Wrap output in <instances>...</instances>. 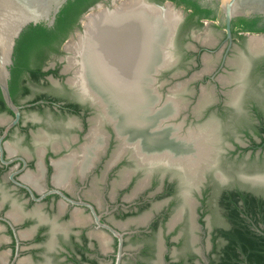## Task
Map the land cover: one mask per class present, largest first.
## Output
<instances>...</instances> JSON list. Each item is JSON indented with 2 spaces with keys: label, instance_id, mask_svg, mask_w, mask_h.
Returning a JSON list of instances; mask_svg holds the SVG:
<instances>
[{
  "label": "flooded vegetation",
  "instance_id": "obj_1",
  "mask_svg": "<svg viewBox=\"0 0 264 264\" xmlns=\"http://www.w3.org/2000/svg\"><path fill=\"white\" fill-rule=\"evenodd\" d=\"M111 1L89 7L44 63L8 68L18 117L0 89V264H220L226 207L237 194L264 201V176L233 172L264 167V16L232 17L228 38L210 0H142L179 18L173 33L150 20L143 35L113 34L112 57L136 72L123 86L126 108H143L139 128L116 89L99 102L78 79L75 46L98 39L86 23L99 11L85 14ZM204 29L214 32L198 38Z\"/></svg>",
  "mask_w": 264,
  "mask_h": 264
},
{
  "label": "bare ground",
  "instance_id": "obj_2",
  "mask_svg": "<svg viewBox=\"0 0 264 264\" xmlns=\"http://www.w3.org/2000/svg\"><path fill=\"white\" fill-rule=\"evenodd\" d=\"M141 1L127 0L123 4L121 3V6H116L117 5L115 4L116 2L113 3V7L111 9L99 8L98 9L99 13L93 16L90 19V22L88 21L86 23V24L89 23L88 27L85 24V26L87 27L86 32H88L89 35L93 34L92 35L93 37L98 36V39L81 40L75 47L76 50L79 53H81V57L83 58V66L78 74L81 90L85 91L84 93L87 94H89L90 92V95L93 98L97 99L99 102H102L103 96L107 95L110 97L112 95L113 89H116L115 92L117 93V97H118L116 103L118 110L122 109L121 111H125V112L127 111L129 112V110L130 112L134 111L135 113L134 115H136V113L138 115L139 112L140 119L137 118L136 124L137 127L144 128L145 126L142 118L143 108L140 109L139 104H137L138 106L136 108H132V107L131 108L128 107V109L126 108V106L128 105L126 104V100L124 99L127 94L123 85L127 84L129 78L132 79L133 78L132 75L136 74V72L132 71V66L131 67L128 66L126 62L121 61L119 59L117 61L116 58L112 57L114 56V54L116 55L117 52L120 51L122 45L119 44L121 40L118 43L114 35H118L119 33H124V32H132L134 34L136 33L138 34V36L143 35L144 33H146V31L150 30L144 27L147 26L149 23H151L150 20H153V24H156V26H163L164 28H168L172 24L171 26V32H172L173 26L175 25L178 19V15L176 12H171V11L169 12L166 11L167 13L165 15H160L163 14L164 12L161 13L158 10L146 5L143 1L142 2ZM155 11L158 13H156ZM155 31L158 32L159 30L157 29ZM155 31L153 30V32ZM109 34L111 35L114 34L112 37L116 40H112L113 38L109 39L108 37ZM103 36H106L107 39L109 40H106L105 37ZM138 41H140V43L137 44L141 46L144 40L141 39ZM133 66H135V64ZM135 68H138L136 69V71L137 74L139 73L140 75V80H141L140 82L142 83L143 86L144 80L147 79L146 77H144V74L146 72V71L144 72V70L146 66L144 64L139 63L138 65H136ZM128 74H130L129 77ZM119 83L122 85L120 86ZM85 85H87V88H85ZM87 89L89 90V92H86ZM140 91H141V100H142L143 93L142 90ZM121 106L122 108H120ZM149 138H151L154 144L158 145L163 142L164 135L156 134L152 137L149 136Z\"/></svg>",
  "mask_w": 264,
  "mask_h": 264
},
{
  "label": "trees",
  "instance_id": "obj_3",
  "mask_svg": "<svg viewBox=\"0 0 264 264\" xmlns=\"http://www.w3.org/2000/svg\"><path fill=\"white\" fill-rule=\"evenodd\" d=\"M98 1L68 0L51 26L39 23L25 29L16 41L11 72H19L33 59H41L44 63L57 52V46L72 32L80 16ZM156 1L162 3L165 0ZM169 1H174L177 6L188 3L187 0ZM185 8L190 7L186 5ZM237 195L240 196L226 207L231 229L225 234L229 245L220 264H264V201Z\"/></svg>",
  "mask_w": 264,
  "mask_h": 264
},
{
  "label": "water",
  "instance_id": "obj_4",
  "mask_svg": "<svg viewBox=\"0 0 264 264\" xmlns=\"http://www.w3.org/2000/svg\"><path fill=\"white\" fill-rule=\"evenodd\" d=\"M68 0H0V89L3 97L16 116L18 112L10 102L6 79L8 68L12 65L14 48L21 33L30 25L45 23L51 26L56 14ZM111 5L104 7L111 9ZM224 11L227 37L230 38V21L234 16H264V0H210ZM146 5L163 13L166 7L143 1ZM103 6L97 4L95 7ZM179 18V17H178ZM178 20V19H177ZM177 25V21L174 28ZM172 31V33H173ZM160 70V69H159ZM156 74L158 73V71Z\"/></svg>",
  "mask_w": 264,
  "mask_h": 264
},
{
  "label": "rangeland",
  "instance_id": "obj_5",
  "mask_svg": "<svg viewBox=\"0 0 264 264\" xmlns=\"http://www.w3.org/2000/svg\"><path fill=\"white\" fill-rule=\"evenodd\" d=\"M120 1L121 0H119V2ZM99 4H102V3H99ZM99 8L102 9V8H104V6L91 8L88 11V13L85 14V17H87L89 14L97 11ZM176 11L179 12V9H176ZM84 22H86V20L84 21L82 19V24H84ZM213 32H214L213 29H210V30L209 29H204L203 32L201 34H199L197 37L198 38H201V39H205L208 35H211ZM73 40H74V37H71V39H70L69 42H71ZM66 55L70 57L71 56V53H67ZM207 63H208L207 66L208 67H211V66H213V64L215 63V61L214 60H209ZM209 98L212 99L213 97L210 96ZM221 168L222 169H225L226 172L229 171L228 167L225 166L224 164L221 165ZM233 172L235 174H237L238 176H240V177L241 176H245V177L264 176V167H260L259 165L254 164V163L251 164L250 166H248V165L244 164L243 162L239 161V162H236L235 165L233 166ZM252 190H254V188Z\"/></svg>",
  "mask_w": 264,
  "mask_h": 264
}]
</instances>
